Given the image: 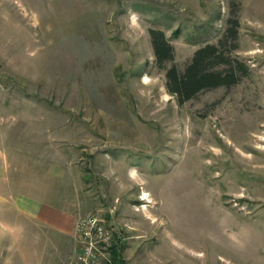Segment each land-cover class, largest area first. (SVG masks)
Listing matches in <instances>:
<instances>
[{"label": "rangeland", "instance_id": "1", "mask_svg": "<svg viewBox=\"0 0 264 264\" xmlns=\"http://www.w3.org/2000/svg\"><path fill=\"white\" fill-rule=\"evenodd\" d=\"M207 44L233 81L181 101L167 71ZM15 149L83 175L76 219L140 213L130 264H264V0H0V153Z\"/></svg>", "mask_w": 264, "mask_h": 264}, {"label": "crops", "instance_id": "2", "mask_svg": "<svg viewBox=\"0 0 264 264\" xmlns=\"http://www.w3.org/2000/svg\"><path fill=\"white\" fill-rule=\"evenodd\" d=\"M58 169L41 150L0 153V264H66L74 255V224L87 207L84 178L75 174L62 182ZM121 209L127 214L110 222L127 226L123 254L128 244L139 246L145 221L123 204Z\"/></svg>", "mask_w": 264, "mask_h": 264}, {"label": "trees", "instance_id": "3", "mask_svg": "<svg viewBox=\"0 0 264 264\" xmlns=\"http://www.w3.org/2000/svg\"><path fill=\"white\" fill-rule=\"evenodd\" d=\"M150 32L154 53L159 64L173 60V46L166 39L164 32L159 29H151ZM216 51L215 45L207 44L195 51L191 62L183 71H179L175 65L168 69L169 89L181 101L195 96L202 89L231 84L232 77L235 75L234 70L225 73L210 69L216 61L213 59Z\"/></svg>", "mask_w": 264, "mask_h": 264}, {"label": "built area", "instance_id": "4", "mask_svg": "<svg viewBox=\"0 0 264 264\" xmlns=\"http://www.w3.org/2000/svg\"><path fill=\"white\" fill-rule=\"evenodd\" d=\"M74 237L77 251L66 264H130L122 254L127 236L115 223L95 214L79 216Z\"/></svg>", "mask_w": 264, "mask_h": 264}, {"label": "bare ground", "instance_id": "5", "mask_svg": "<svg viewBox=\"0 0 264 264\" xmlns=\"http://www.w3.org/2000/svg\"><path fill=\"white\" fill-rule=\"evenodd\" d=\"M146 79H148V78L146 77ZM141 198L148 201L149 198H150V195H149V193L147 191H144V193H143Z\"/></svg>", "mask_w": 264, "mask_h": 264}]
</instances>
